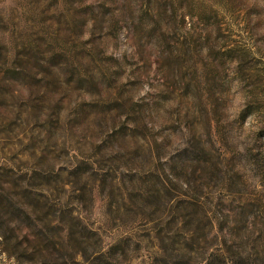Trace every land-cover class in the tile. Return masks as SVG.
Here are the masks:
<instances>
[{
  "label": "rangeland",
  "instance_id": "374dc122",
  "mask_svg": "<svg viewBox=\"0 0 264 264\" xmlns=\"http://www.w3.org/2000/svg\"><path fill=\"white\" fill-rule=\"evenodd\" d=\"M0 264H264V0H0Z\"/></svg>",
  "mask_w": 264,
  "mask_h": 264
}]
</instances>
